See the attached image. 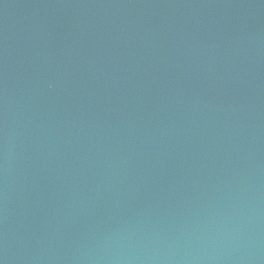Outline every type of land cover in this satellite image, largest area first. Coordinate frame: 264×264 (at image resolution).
<instances>
[{"label": "water", "instance_id": "obj_1", "mask_svg": "<svg viewBox=\"0 0 264 264\" xmlns=\"http://www.w3.org/2000/svg\"><path fill=\"white\" fill-rule=\"evenodd\" d=\"M0 264H264V0H0Z\"/></svg>", "mask_w": 264, "mask_h": 264}]
</instances>
